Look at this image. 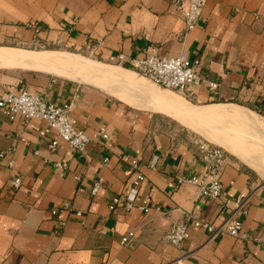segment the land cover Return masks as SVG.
Returning <instances> with one entry per match:
<instances>
[{
	"label": "crops",
	"instance_id": "1",
	"mask_svg": "<svg viewBox=\"0 0 264 264\" xmlns=\"http://www.w3.org/2000/svg\"><path fill=\"white\" fill-rule=\"evenodd\" d=\"M173 3L0 0V47L60 49L129 71L153 54L184 53L220 84L217 97L197 92L192 102L198 107L241 106L264 117V0H211L190 33ZM22 90L58 106L72 103L75 128L91 143L83 155L63 142L51 152L38 135L44 122L24 128L0 115V264H264V181L236 156L217 147L225 197L197 200L193 186L179 187L176 180L207 177L199 139L180 125H166L155 115L162 113L132 108L66 77L0 69V98ZM100 129L108 140L98 136ZM133 160L144 176L135 203L146 202L149 214L123 206L109 210L113 197L123 201L132 188ZM15 179L21 180L17 189ZM94 185L99 189L92 196ZM185 214L215 225L236 219L241 237L211 239L189 225L185 243L171 247L163 237ZM128 233L135 238L123 247Z\"/></svg>",
	"mask_w": 264,
	"mask_h": 264
},
{
	"label": "built area",
	"instance_id": "2",
	"mask_svg": "<svg viewBox=\"0 0 264 264\" xmlns=\"http://www.w3.org/2000/svg\"><path fill=\"white\" fill-rule=\"evenodd\" d=\"M209 1L211 0H174V12L182 19L186 33H190L196 28ZM131 70L137 75L145 77L157 87L176 92L189 101L195 98L200 89L205 90L213 97L219 96L220 84L211 82L203 76L200 71V61L190 59L184 53L172 58L153 54L135 61ZM71 109L72 103L63 106L47 103L25 90L19 91L17 94L8 93L0 98V115L5 116L10 122L21 121L24 128H27L28 124L34 121L46 124V129L40 130L38 135L47 144V148L51 152L56 151L59 142H63L70 150L83 155L90 145L91 139L75 128L74 121L70 117ZM51 133L54 137L50 136ZM98 136L108 140V135L104 129L98 131ZM19 141L22 142L24 140L20 138ZM195 145L200 160L208 172L207 177L177 178L176 185L179 187L193 186L196 189L197 200L214 201L223 199L225 193L219 181L223 152L219 148L201 140H197ZM34 154L38 155V152L36 151ZM155 166V161H152L150 168L154 169ZM55 168L61 169V166L57 164ZM130 170L135 175L131 190L123 201L117 196L113 197L109 210L113 211L117 207L123 206L127 210L137 208L144 214H149L151 208L146 202H142L140 205L135 203L137 189L144 181V176L140 173L139 164L136 160L131 161ZM20 185V179H15L11 182V186L14 189L19 188ZM98 189V185H94L91 189V195L94 196ZM62 209L70 211L69 204L64 203ZM56 214H58V211H52V215ZM75 215L80 216V213L77 212ZM64 225V222L60 223L61 227H64ZM189 225H192L195 230L206 231L211 236V239L221 237L238 239L241 237L242 223L236 219H227L215 225L214 223L209 224L199 221L191 214H185L183 222L170 225L163 237V241L171 247H181L188 239ZM134 238V233H128L121 239V245L129 247ZM177 263L180 264V262Z\"/></svg>",
	"mask_w": 264,
	"mask_h": 264
},
{
	"label": "bare ground",
	"instance_id": "3",
	"mask_svg": "<svg viewBox=\"0 0 264 264\" xmlns=\"http://www.w3.org/2000/svg\"><path fill=\"white\" fill-rule=\"evenodd\" d=\"M0 69L40 71L66 77L81 84H92L114 95L132 108H147L157 113L168 114L182 126L199 133L208 142L236 156L253 170L256 169L245 145H239V142L234 141V137L231 139L232 137H224L218 133V135H214L205 129L207 124L222 123L224 128L225 125H234L237 130L238 127H242V129L246 127V130L247 127L251 128L250 130L257 136L264 138V121L259 122L254 113L240 107L222 105L194 106L184 99L177 98L174 92L170 91L169 93L167 92L169 90H161L153 86L145 78L139 77L131 70L93 62L78 55L59 51H25L10 47H0ZM214 126L216 125L214 124ZM230 126L228 127V132L231 131V129L229 130ZM217 128L222 129L220 127ZM209 130H211V127ZM218 131L220 130L217 129ZM221 132H223V129ZM233 135L235 136V133Z\"/></svg>",
	"mask_w": 264,
	"mask_h": 264
},
{
	"label": "rangeland",
	"instance_id": "4",
	"mask_svg": "<svg viewBox=\"0 0 264 264\" xmlns=\"http://www.w3.org/2000/svg\"><path fill=\"white\" fill-rule=\"evenodd\" d=\"M33 50H36V51H55V50H60V49H49V48H47V49H39V48H36V49H31V50H29V51H33ZM66 53V52H65ZM71 54V53H70ZM74 55H77V54H74ZM78 56H80V55H78ZM81 57H83V58H86V59H88V60H90V61H93V62H97V63H101V64H105V65H110V66H113V65H111V64H109V63H105V62H102V61H100V60H96V59H92V58H89V57H87V56H83V55H81ZM139 77H141V78H145V77H143V76H141V75H138ZM145 80H147L146 78H145ZM148 82H150L149 80H147ZM84 84V83H83ZM150 84H153V83H151L150 82ZM85 85H87V84H85ZM89 86H92V87H95V88H98V87H96V86H94V85H92V84H88ZM153 86H155V87H157L156 85H154L153 84ZM159 88V87H158ZM99 89V88H98ZM161 89V88H160ZM101 90V89H100ZM161 90H164V89H161ZM104 92H106V93H108L107 91H104ZM167 92H169L170 93V91H167ZM171 92H173V91H171ZM175 94H176V96H177V98H179V99H184L182 96H180L178 93H176V92H174ZM109 94V93H108ZM109 95H111V94H109ZM111 96H113V97H115L114 95H111ZM116 98V97H115ZM184 100H186V101H188L190 104H192V105H196V106H199L198 104H196L195 102H192V101H189V100H187V99H184ZM240 106V105H239ZM241 107V106H240ZM243 107V106H242ZM149 110V111H153V110H151V109H147V108H143V109H139V110ZM244 109H246V107H244ZM248 110V109H247ZM154 112V111H153ZM155 113V112H154ZM253 113H254V111H253ZM155 115H157L158 117H160V118H162V119H164V123L166 124V125H180V127H184V126H182L181 124H179L176 120H174L171 116H169L168 114H166V113H162L161 115L160 114H155ZM250 120H251V118H250ZM257 120L259 121V122H263L264 121V117L263 116H257ZM214 124L216 125V126H214ZM222 124V123H221ZM220 123H218V124H216V123H213V124H207V126L206 125H204V126H206L205 127V129L208 131V132H210V133H212V134H216V135H220V134H222V136H228V138H231V139H233V137H234V141L236 140L237 141V143L239 144V145H242V146H246L247 147V153H248V155H249V157H250V159H252L253 161V163L255 164V166H256V169L254 170L255 172H257L258 173V175L260 176V178L264 181V138L263 137H259V136H257L252 130H250L248 127H247V130H246V127H244L243 129H242V127L240 128V127H238V130H237V127H234V125H229L230 126V128H229V130L231 129V131H237V132H231V131H227L228 130V125H225V128L224 127H222V126H224L223 124L221 125ZM213 125V126H212ZM219 125V126H218ZM221 125V126H220ZM211 127V130H209L210 129V127ZM228 126V127H227ZM207 127H208V129H207ZM217 127H220V128H222L223 129V132H221L222 131V129H219V128H217ZM185 129H187V131H189V133H193V135H195L199 140H201V141H203V142H207V143H209L210 145H213V146H216V145H214V144H212V143H210V142H208L204 137H202L199 133H196V132H193L192 130H190V129H188V128H186V127H184ZM227 128V129H226ZM216 130V132H215V130ZM217 129L218 130H220V131H218L217 132ZM240 129V130H239ZM212 130H214V131H212ZM239 131H241V133H239ZM251 132V133H249V132ZM218 133V134H217ZM235 133V136L233 135V134ZM244 133V134H243ZM227 134V135H226ZM248 134V135H247ZM253 136H254V138H253ZM238 138V139H236V138ZM244 137V138H243ZM249 137V138H248ZM256 137V138H255ZM258 138V139H257ZM240 139V140H239ZM251 139V140H250ZM244 140H245V142H244ZM252 140H253V142H252ZM216 147H218V146H216ZM220 148V147H219ZM220 149H222V148H220ZM223 151H225L224 149H222ZM261 150V151H260ZM225 152H227V151H225ZM252 155V156H251ZM258 168V169H257Z\"/></svg>",
	"mask_w": 264,
	"mask_h": 264
},
{
	"label": "trees",
	"instance_id": "5",
	"mask_svg": "<svg viewBox=\"0 0 264 264\" xmlns=\"http://www.w3.org/2000/svg\"><path fill=\"white\" fill-rule=\"evenodd\" d=\"M250 109L252 110V108L250 107Z\"/></svg>",
	"mask_w": 264,
	"mask_h": 264
}]
</instances>
